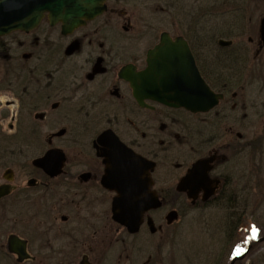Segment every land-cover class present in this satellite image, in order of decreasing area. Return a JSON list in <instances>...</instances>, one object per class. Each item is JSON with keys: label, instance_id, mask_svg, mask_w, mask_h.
<instances>
[{"label": "flooded vegetation", "instance_id": "af4514ba", "mask_svg": "<svg viewBox=\"0 0 264 264\" xmlns=\"http://www.w3.org/2000/svg\"><path fill=\"white\" fill-rule=\"evenodd\" d=\"M101 1V15L70 31L52 24L45 14L33 31L0 38V143L29 141V147L12 153L19 155L20 171L7 168L0 182V187H12L0 199V231L7 235L5 244V235L0 237V252L13 264H121L123 257L129 264L142 258L143 264H180V257L174 260L148 244L133 245L124 255L121 232L128 231L113 212L118 193L105 185L107 168H121L117 162L123 149L156 163L151 190L162 207L144 215L137 234L145 230L149 244L154 237L165 243L170 219L180 226L190 210L225 204L230 207L225 235L246 233L242 251L249 256L264 243V223L252 226L253 235L261 238L249 241L243 226L248 208L243 206L253 194L264 193L242 180L243 168H248L243 156L250 145L246 116L241 118L246 135H237L227 125L232 117L192 115L148 98L141 106L121 74L135 78L145 72L165 35L173 42L185 40L201 70L203 61L217 57L201 46L211 45L210 34L217 26L240 22L239 14L246 15L250 1ZM229 100L225 96L221 105ZM168 124L178 129V178L176 186L164 188L155 175L158 168H168L162 160L167 149L165 140L160 138L157 145L153 136L162 137ZM180 134L198 157L187 168L180 159ZM46 157L43 167L34 164ZM194 168L201 172L192 178ZM255 186L259 189V182ZM168 206L175 207V214L153 217ZM137 234L128 233L134 238ZM12 237L26 243L29 260L20 263L8 252Z\"/></svg>", "mask_w": 264, "mask_h": 264}, {"label": "rangeland", "instance_id": "374dc122", "mask_svg": "<svg viewBox=\"0 0 264 264\" xmlns=\"http://www.w3.org/2000/svg\"><path fill=\"white\" fill-rule=\"evenodd\" d=\"M249 1L250 4L246 5L248 7L246 15L245 13L241 15L242 23H234L232 28L217 26L222 32L225 31L233 35V46L237 45L238 48L245 47L249 51L247 52L248 68H246L244 76L245 88L243 87V92L238 91L236 98L233 99L229 96L230 103L225 102L216 112L207 116H214L213 118L232 117L229 119L231 122L228 121L229 124L227 125L228 127L232 126L233 132L237 133V135L240 133L246 135V131L242 126L243 120H241L242 117L246 116L244 121L248 128L247 136L250 145L247 154L243 156V158L245 157V162L244 160L243 162L247 164L248 168H243L242 180L247 184V181H249L251 184L248 185L250 187L254 186L251 188L255 191L259 190L264 193V44L260 35L261 23L264 19V0ZM205 46L210 48V50L215 47L212 44ZM200 49L201 51L204 50L203 48ZM241 95H243V98ZM233 105L235 108H233ZM167 132L162 137L153 136V143L157 145H160L161 141L165 140L163 146L167 150L163 154L162 160L165 166L167 163L168 167L158 168L155 176L162 181L161 186L171 188L176 186L178 178V170L175 168L178 163V140L175 136H178V129L176 126L168 124ZM28 144L29 141L24 138L10 140L7 146L0 143V180L2 179L0 182H3V176L7 168L14 171H18L19 168L20 171L17 160L19 155L12 153H18L21 146L27 145L29 147ZM155 148L159 149V147ZM4 153L7 154V159L6 156L4 157ZM185 155H187L186 159ZM32 158L34 157L32 156ZM197 158L192 146L186 144L184 134H180V159L182 164L185 165L184 167L187 168L193 165ZM258 182L259 189L257 188L258 186H255ZM174 208L168 206V209L153 214V217L176 212ZM243 208H248L247 214L244 216L243 226L248 229V234H250L254 224L261 225L264 223V196L253 194V197ZM228 216H230L229 210L221 211L219 208H209L208 210L200 211L190 210V214L187 213L180 226H178L176 219L169 220L168 225L170 227L168 229L170 233L165 243L156 240L154 237L151 244H149V239L146 235L147 231L145 230L137 234L135 238L129 236L126 231H122L121 236L124 240L122 242V250H125L124 255H126L131 252L130 247L133 245L144 246L148 244L154 247L157 246L154 249L159 251L161 249L164 254L169 252L171 254L170 257L173 256L174 260H179L180 257L178 261L180 264H230L234 255L241 250L242 242L244 243L247 235L241 230L240 234H233L232 239L230 236L228 238L224 234V223H226ZM2 235L4 236L5 234L0 231V237ZM157 235V238L161 237V235ZM6 242L7 235L4 237L3 244ZM156 256L160 257V253H157ZM1 257H3V254L0 252V264H13L8 258ZM145 260V258H142L137 264H143ZM248 260V264H264V243L259 244L258 249L251 252ZM121 264H129V262L123 257Z\"/></svg>", "mask_w": 264, "mask_h": 264}, {"label": "water", "instance_id": "95a60500", "mask_svg": "<svg viewBox=\"0 0 264 264\" xmlns=\"http://www.w3.org/2000/svg\"><path fill=\"white\" fill-rule=\"evenodd\" d=\"M101 0H0V38L16 31L29 33L49 14L52 24L61 23L64 32L78 28L85 20L103 13ZM163 36L162 44L151 54L148 69L135 78L121 74L131 82L141 106L146 98L170 108H183L193 114H206L219 106L223 95L216 94L202 77L188 43L183 39L173 42ZM261 40L264 43V19L261 23ZM221 47L230 42L220 41ZM117 162L121 168H107L105 185L118 193L114 204V220L125 227L130 234L139 232L144 215L162 206L156 192L151 191V173L156 164L146 161L130 150H121ZM34 162L43 167L46 159ZM198 167V166H197ZM193 177L199 172L195 168ZM192 178H186L189 183ZM12 187H0V199L8 196ZM153 228V224L150 221ZM19 241L10 238L9 252L16 254L19 261L30 259L25 244L18 248ZM245 256H237L233 264Z\"/></svg>", "mask_w": 264, "mask_h": 264}, {"label": "trees", "instance_id": "16d2710c", "mask_svg": "<svg viewBox=\"0 0 264 264\" xmlns=\"http://www.w3.org/2000/svg\"><path fill=\"white\" fill-rule=\"evenodd\" d=\"M234 24V21L231 25ZM231 25L228 24L229 28ZM203 30V28H202ZM214 41L211 43L215 45L213 51L216 52L217 57L214 61L216 65H211L212 62L203 61L200 68L201 72L212 87L213 90L222 92L226 95L241 91L245 86L244 76L246 68H248V54L245 47L238 48L237 45L230 48H220L217 45V40L221 38L232 39L233 35L227 33H220L219 30H214L210 34ZM209 35V36H210ZM206 46L202 45L201 48ZM200 51V50H199ZM217 70L214 72V70ZM215 208L229 210L230 207L225 204H217Z\"/></svg>", "mask_w": 264, "mask_h": 264}]
</instances>
